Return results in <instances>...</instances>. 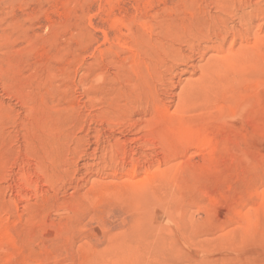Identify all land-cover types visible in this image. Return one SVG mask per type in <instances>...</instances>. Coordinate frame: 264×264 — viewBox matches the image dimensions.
I'll return each instance as SVG.
<instances>
[{"label": "rangeland", "instance_id": "1", "mask_svg": "<svg viewBox=\"0 0 264 264\" xmlns=\"http://www.w3.org/2000/svg\"><path fill=\"white\" fill-rule=\"evenodd\" d=\"M0 264H264V0H0Z\"/></svg>", "mask_w": 264, "mask_h": 264}]
</instances>
